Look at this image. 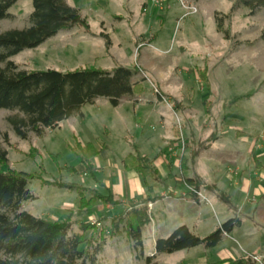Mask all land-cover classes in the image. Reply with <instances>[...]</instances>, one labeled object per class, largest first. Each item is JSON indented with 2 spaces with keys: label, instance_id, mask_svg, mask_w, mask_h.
Returning <instances> with one entry per match:
<instances>
[{
  "label": "rangeland",
  "instance_id": "rangeland-1",
  "mask_svg": "<svg viewBox=\"0 0 264 264\" xmlns=\"http://www.w3.org/2000/svg\"><path fill=\"white\" fill-rule=\"evenodd\" d=\"M142 2H147L148 12L142 11ZM68 3L80 10L90 30L84 26L62 30L40 46L25 49L11 59L27 70L66 71L87 66L110 69L114 59L123 66H136L139 64L138 56L146 54L155 63L154 67L164 69L165 78L157 75L160 83H165L164 87L174 99L192 108L195 120L203 124L211 118L212 127L204 131L206 135L212 131L219 134V141L198 160V168L209 178L223 176L225 183L232 186L236 181L250 177L254 170L250 157L254 139L257 136H261L259 141L264 139V38L261 36L264 8L255 15H248V9L242 6L232 12L236 0H165L163 9L154 6L151 0H68ZM187 5L195 7L196 11L191 13L189 10L190 14L184 17L188 12ZM32 10V0H18L9 9L11 17L0 20V31L27 26ZM213 11L231 13L225 24L232 34L230 40L224 39L223 34L217 31L215 17L214 20L211 18ZM115 14L122 15V19L115 18ZM103 23L112 42L110 54L106 46L108 34L102 32ZM152 34H156L152 44H140L143 42L139 40L140 36L150 40ZM200 69L201 74H197ZM202 72L209 74L210 91L202 89L205 86ZM147 74L149 80H155L150 73ZM138 78L147 79L142 72ZM149 80L145 82L149 91L138 102L125 97L118 105H113L107 97H98L93 103L83 105L80 113L61 121L57 127L46 129L40 136L30 133L28 139L20 138L7 121L8 116L15 112L0 109V146L7 149L9 158L8 164L0 166V169L10 167L33 175L28 187L36 197L26 202L24 208L34 216L50 220H55L54 216L60 214L66 215L65 218L69 217L73 222L71 232L81 231L79 222L82 219H100L102 225L92 226L91 231L86 233L92 236L97 232L94 236H98L105 232L108 236L99 255L100 264L144 263L134 255L124 227L125 221H110L113 213L109 210L91 214H79L75 210L70 217L66 209H76L79 193L77 189L59 187L53 182L73 183L74 186L86 183L102 193H108V190L95 184L92 174L85 176L75 152L78 141L106 145V152L111 155L108 160L113 167V177L109 179L113 183L118 181V169L114 163L122 169L121 159L128 152L138 151L154 157L159 148L166 149L164 137L169 135L170 127L168 123L167 130L160 127L161 116L166 120H177L178 116L180 120L181 116L175 110L178 102L173 104L168 97L170 105L150 100L155 84ZM158 99L161 100L160 97ZM205 100L212 101L215 106L212 117L207 112ZM238 129L247 135L237 137ZM5 132L8 133V142L4 140ZM226 151L230 155L237 153V158L224 159ZM261 157L264 161V156ZM104 159L101 156L96 163H103ZM229 167L237 169L239 174L230 175ZM72 168L76 169L74 174L70 170ZM194 168L190 161L184 174L192 175ZM172 170L181 175L176 164ZM261 172L264 173V167ZM95 173L103 181L107 178V173L101 174L100 170ZM158 185L163 191L174 189L175 180H163ZM129 194L130 191L127 196L119 198L130 199ZM153 214L167 226L178 219L167 216L162 205H157ZM115 223L118 225L114 226ZM152 225L151 221L143 230L146 251H154L155 231ZM163 254L162 263L170 255Z\"/></svg>",
  "mask_w": 264,
  "mask_h": 264
},
{
  "label": "trees",
  "instance_id": "trees-1",
  "mask_svg": "<svg viewBox=\"0 0 264 264\" xmlns=\"http://www.w3.org/2000/svg\"><path fill=\"white\" fill-rule=\"evenodd\" d=\"M17 1L0 0V20L11 17L9 9ZM32 3L33 10L27 26L0 31V109L15 112L8 116L7 121L20 138L28 139L30 133L42 135L47 128H55L64 119L80 113L83 105L93 103L98 97H107L113 105H118L123 97L146 91L142 85L144 78L133 81L141 71L138 65H117L112 69L87 66L66 71L22 68L11 59L13 56L25 49L40 46L62 30L83 26L89 29L80 10L67 0H32ZM241 6L248 9V15H255L264 8V0H236L232 12ZM230 15L220 11L214 13L217 31L226 40L232 38L230 29L225 25ZM261 36L264 38V29ZM106 38L109 46L108 35ZM203 75L207 79L206 74ZM3 136L8 142V133L5 132ZM215 138L213 134L208 141ZM204 146L203 143L201 147ZM99 151L91 143L85 146L78 143L75 148L80 161L89 171L93 168L92 159ZM8 162V151L0 146V166ZM124 164L145 178L155 175V169L147 157L129 154ZM32 179L33 175L29 172L10 167L0 169V264H100L99 255L108 240L105 232L98 236H94L97 232H92L95 234L87 236L86 233L95 226L90 222L82 223L80 232H71L73 222L69 217L50 220L34 216L24 208L26 202L36 197L28 187ZM184 180L198 189L199 180L196 178ZM53 183L59 187L75 188L65 182ZM98 199L117 203L109 197L93 196L87 199L83 195L79 207L93 211ZM221 199L227 200L223 194ZM122 222L125 223L135 257L150 264L159 254L200 245L215 247L225 233L241 224V219L232 217L206 236L195 234L187 225H180L169 236L156 240L153 255H147L143 246V229L149 222L146 207H133L117 220V223ZM251 261V257H243L231 260L229 264H249Z\"/></svg>",
  "mask_w": 264,
  "mask_h": 264
},
{
  "label": "crops",
  "instance_id": "crops-1",
  "mask_svg": "<svg viewBox=\"0 0 264 264\" xmlns=\"http://www.w3.org/2000/svg\"><path fill=\"white\" fill-rule=\"evenodd\" d=\"M143 5L145 7H143ZM148 7L147 2H142L143 12H148ZM129 13L132 14V11L129 10ZM155 14L157 15V12ZM213 14L214 11L211 13V18L214 20ZM114 17L119 20L122 19V15L120 14H115ZM102 26V32L104 34H108L104 23ZM88 30H90V25ZM155 36L156 34H152L150 40H146L145 37L140 36L139 40H143L140 44H152V40ZM111 44L112 42L109 46L106 45L109 54L110 48H112ZM137 60L139 61L138 66L141 68L140 72H144L147 76V79L142 81V85L146 88V91L144 93H136L132 96L125 97H129L135 102L144 99L143 95L145 93V95H147L149 91L145 82L149 80L147 73H150L156 81H152L151 79L149 81L154 83L155 87L159 88L166 97L171 99L173 104L176 101L178 102L176 108H174L181 116V119L179 120L180 124L177 123V120H166L164 116H161L160 127L167 130V123L170 127L169 135L164 137L166 149L163 150L159 148L156 152V156L154 157H151L148 154H141L138 151L128 152L121 159L122 169L118 167L116 162L114 163L115 167L118 169V181L115 183L109 179L110 176L113 177V167L111 166V161L108 160L111 155L106 152L108 151L106 150V145L101 144L100 146H96L91 141L86 143L78 141L77 144L80 143L85 146L88 143H91L100 150L98 155L92 159L93 168L91 171H89L81 161L80 162L83 166V170H85V176L92 174L95 184L108 190V193H102L98 191L97 188L86 183L81 184L74 182L75 184L77 183V186L73 189H77L79 193V203L76 209H66L69 211V215L72 217L75 214V210L79 214H82V212L91 214L93 212H98V210H109L113 213V215H110L109 217L110 221L114 219L117 221L121 216H125L126 213L133 207H146L149 217V222L147 224L152 221L153 231H155L153 234L154 251H146L143 241L144 250L147 255H153L155 253V242L158 238L169 236L172 231L180 225H187L191 231L199 236H206L216 230L226 220L238 216L241 219V224L234 227L232 231L225 233L221 241L215 247L207 248L200 245L190 249L176 251L174 253H170V255L167 256L168 260L164 263H162L160 259H163L162 257H165V254H159L150 264H229V261L237 260L243 257L252 258V261L249 264H264V173L261 172L264 167V161L261 157L264 156V139L259 141L261 136H257L254 139L253 146L250 151V157L254 163V170L250 174V177L242 178L241 182L236 181L234 186L226 184L223 176L218 177L217 179L207 177L198 168V160L220 139L219 134L216 131H212L209 135H206L207 133H205L207 129L212 127V124L209 122L211 118H209V120L205 123L200 124L197 120H195L196 115L194 114L192 108L189 105L184 104L182 101L174 99L170 95L169 90L164 87L165 83H160L157 75L160 76L159 78H165L166 75L163 73L164 69L158 66L154 67L155 63L152 62L146 54H144L143 57H141V55L138 56ZM137 60L135 59V61ZM117 62L118 61L114 59L113 66L110 69L117 65H122ZM197 74H201V69L197 71ZM139 75L140 73L135 75L133 81H138L140 79L138 78ZM206 78L207 79H204L205 86L202 89L210 91L211 81L208 73ZM167 82H170V80ZM190 99L192 100L193 98L191 97ZM150 100H154V102L160 101L154 91L152 92ZM204 102L208 114L212 117L215 112L213 102L210 100H205ZM213 134L216 135V138L208 141L211 139ZM245 135H247V133L242 129L236 130L237 137L243 138ZM181 138L186 141V149L178 156H175L169 151V146L171 144L178 145ZM203 143L205 146L201 147ZM129 154L149 158L153 168L155 169V175L145 178L137 171L126 168L124 159ZM237 155V153L230 155L226 151L223 158L226 160H235ZM101 156L105 158L103 163H96L98 161L97 159ZM190 161L195 166L194 173L192 175H186L184 172L188 169ZM175 164L180 168L181 175L173 172L172 167ZM70 170L73 172L72 174L76 171L75 168ZM97 170H100L101 174L107 173V178H105L104 181L101 180L95 173ZM228 172L232 176L233 174H239L237 169H232L231 167H229ZM184 178H196L199 180L198 189L201 190L206 199L197 196V194L192 190L193 187L187 184ZM172 179L175 180L174 189H166L163 191L159 188L158 184L163 180ZM128 191H130V194L128 195L131 197L130 199L119 198L123 195L127 196L126 194ZM221 194L225 195L227 200L221 199ZM83 195L87 199H90L93 196L109 197L117 203L111 205L109 202H103L101 199H98L93 211H88L86 209L82 210L79 206L80 198ZM157 205H162V207H164L167 216L178 218L174 220V224L167 226L159 221V219H161L160 217L156 218L153 212ZM65 216L66 215L60 214L57 215V217L54 216V218L56 220L65 218ZM80 222L79 226L81 227L82 223L89 221H83L82 219ZM253 256H257L258 259H254ZM140 260H143L142 262L144 264H149L144 259Z\"/></svg>",
  "mask_w": 264,
  "mask_h": 264
},
{
  "label": "built area",
  "instance_id": "built-area-1",
  "mask_svg": "<svg viewBox=\"0 0 264 264\" xmlns=\"http://www.w3.org/2000/svg\"><path fill=\"white\" fill-rule=\"evenodd\" d=\"M153 5L156 6L157 8L159 9H163L164 8V1L165 0H151ZM187 9H188V12H186V14L184 15V17H186L189 13V10H191V13H193L192 11H196V8L195 7H191L190 5H187L185 6ZM142 75H144V77H147L146 74L143 72ZM149 79V78H148ZM154 86V85H153ZM154 92L157 94L158 97H160V101H163L165 103H167L168 105H170L169 103V99L162 95L161 92L159 91V89H157V87L154 86ZM177 123H179V118L177 116ZM163 126V125H162ZM152 129H155V126H152ZM181 141L178 143V145H174V144H171L169 146V151L173 154V155H179L181 152H183L185 149H186V141L184 139H180ZM194 193L197 194V196H200V197H203L206 199V197H204V195L202 194L201 190L199 189H195L193 188L192 189ZM92 225H95V226H101V222L98 220V219H95V218H92L90 221H89ZM254 259H258L257 256H253Z\"/></svg>",
  "mask_w": 264,
  "mask_h": 264
}]
</instances>
